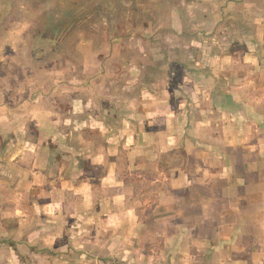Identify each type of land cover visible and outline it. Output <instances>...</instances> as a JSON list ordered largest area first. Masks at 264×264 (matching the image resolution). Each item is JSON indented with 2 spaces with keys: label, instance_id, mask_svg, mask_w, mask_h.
I'll return each mask as SVG.
<instances>
[{
  "label": "crops",
  "instance_id": "obj_1",
  "mask_svg": "<svg viewBox=\"0 0 264 264\" xmlns=\"http://www.w3.org/2000/svg\"><path fill=\"white\" fill-rule=\"evenodd\" d=\"M212 1L166 0L159 22L177 31L201 13L209 31L236 19L241 52L227 32L192 42L185 67L160 61L151 78L131 67L142 95L122 109L113 96L73 100L65 137L45 107L12 117L3 157L19 180L0 190V264H264V0ZM174 4L188 6L184 19ZM25 121L39 134L28 148Z\"/></svg>",
  "mask_w": 264,
  "mask_h": 264
},
{
  "label": "rangeland",
  "instance_id": "obj_2",
  "mask_svg": "<svg viewBox=\"0 0 264 264\" xmlns=\"http://www.w3.org/2000/svg\"><path fill=\"white\" fill-rule=\"evenodd\" d=\"M136 1L145 4L143 11ZM211 3L218 8L222 4L219 0ZM178 7L173 5V13L182 20L188 15V6ZM203 8V15L211 14L209 5ZM240 9L235 7L228 13L234 10L236 16ZM109 10L118 11L116 21H109ZM167 11L172 12V6L166 0H0V107L7 103L10 109H16L15 115L24 112L26 116L33 107H45L58 121L57 131L65 137L69 126L64 121L70 117L73 100L113 96L122 109L125 97L136 100L142 95L146 88L128 81L131 67L139 70L147 66L144 76L147 72L149 78L160 75L156 70L160 61L185 67L198 58L192 42L200 47L211 39L218 43L227 32L232 50H244V42L234 34L236 19L212 23L208 31L209 25L199 23L201 13L195 14L196 22L176 24L178 32H196L193 39L190 33L177 38V31L169 23L159 22ZM145 28L152 33L149 39L144 37ZM179 68L174 66L173 72H168L181 79L187 72ZM93 79L103 83L91 88ZM147 88L150 91L151 87ZM109 101L113 105V100ZM3 111L0 108V118L4 117L0 119V190L9 192L13 182L19 180L14 175L17 165L3 157L16 140L11 129L15 115L7 116ZM23 127L26 134L22 140L28 148L39 134L27 121Z\"/></svg>",
  "mask_w": 264,
  "mask_h": 264
},
{
  "label": "flooded vegetation",
  "instance_id": "obj_3",
  "mask_svg": "<svg viewBox=\"0 0 264 264\" xmlns=\"http://www.w3.org/2000/svg\"><path fill=\"white\" fill-rule=\"evenodd\" d=\"M4 104V103H3ZM28 104V102H25L24 105ZM5 105V106H4ZM4 105H2L0 108H2L3 110L5 109L6 111H3L6 113L7 116L12 117L13 115H15L16 109H10L9 105L7 103H5ZM12 105V104H11ZM7 107V108H6ZM16 116V115H15ZM14 117V116H13ZM3 118V117H2ZM1 119V118H0Z\"/></svg>",
  "mask_w": 264,
  "mask_h": 264
}]
</instances>
